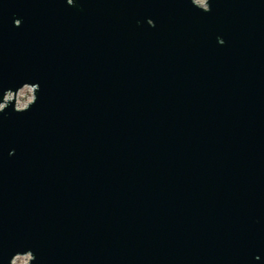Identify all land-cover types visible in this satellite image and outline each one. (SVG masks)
I'll return each mask as SVG.
<instances>
[{"label": "water", "instance_id": "obj_1", "mask_svg": "<svg viewBox=\"0 0 264 264\" xmlns=\"http://www.w3.org/2000/svg\"><path fill=\"white\" fill-rule=\"evenodd\" d=\"M204 5L0 0V264H264V0Z\"/></svg>", "mask_w": 264, "mask_h": 264}, {"label": "rangeland", "instance_id": "obj_2", "mask_svg": "<svg viewBox=\"0 0 264 264\" xmlns=\"http://www.w3.org/2000/svg\"><path fill=\"white\" fill-rule=\"evenodd\" d=\"M194 2L200 6L204 5V0H194ZM32 99V92L30 87H23L21 90L18 91V93L15 96V106L16 108H22L27 105L28 102H30ZM29 260V256L21 255L14 258L12 261V264H27Z\"/></svg>", "mask_w": 264, "mask_h": 264}]
</instances>
